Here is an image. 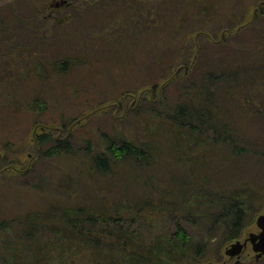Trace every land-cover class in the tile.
Segmentation results:
<instances>
[{
	"label": "rangeland",
	"instance_id": "obj_1",
	"mask_svg": "<svg viewBox=\"0 0 264 264\" xmlns=\"http://www.w3.org/2000/svg\"><path fill=\"white\" fill-rule=\"evenodd\" d=\"M39 1L55 8L38 9ZM128 2L17 1L26 21L5 33H32L18 48L33 57L31 67L17 64L0 47V223L55 220L87 207L81 216L113 217L102 224L106 232L138 235L131 253L95 249L99 264H264L248 240L264 214V0H130L126 10ZM135 4L153 7L150 29L134 31ZM198 88L217 91L214 103ZM193 98L215 115L188 119L182 106ZM220 126L243 148L235 158L214 132ZM43 131L68 148L46 152L51 140L36 141ZM122 142L145 152L109 153ZM99 154L110 157L104 171L93 164ZM225 182H243L251 194L237 254L225 251L236 240L219 210L216 189ZM50 231H35V239L73 236L63 227ZM137 239L152 245L147 258L136 254ZM19 243L9 245L31 256ZM7 252L0 228V256Z\"/></svg>",
	"mask_w": 264,
	"mask_h": 264
},
{
	"label": "trees",
	"instance_id": "obj_2",
	"mask_svg": "<svg viewBox=\"0 0 264 264\" xmlns=\"http://www.w3.org/2000/svg\"><path fill=\"white\" fill-rule=\"evenodd\" d=\"M17 1L18 0H15L11 3H6L2 5L0 4V34H2L3 32V40L0 42V47L3 46V52H6L9 57H13V60H17V64L22 62L27 64V66L30 65L31 67L30 59L33 57V55L31 57V53L21 51L18 48V45L19 43L21 45V38L33 37V34L31 33L30 36L28 34H19V32H16L15 30H10L9 33H5V28H8L11 24L15 25L17 22L20 21L23 24L24 21H26L22 20L21 14L17 10ZM57 3L62 6L61 1H58ZM37 6H39L38 9L44 8L46 10H52L55 8V2L53 4H45L44 2L39 1V3H37ZM128 8L132 9L130 8V0L125 5V9L128 10ZM153 11V7L146 8L144 6H137V4H135L136 15L134 14V17H137L139 21L134 22V31H137L138 33L141 30L144 31V29L151 28V25L147 18L155 16L153 15ZM142 12L146 13V15L142 14L146 17L145 19L139 18V15ZM39 18L45 19L44 16L40 17V14ZM83 21H86L91 25L96 23L88 18L87 20L85 19ZM33 22L34 20H31L26 27H34L35 22L34 24ZM118 22L121 26H119V30H122L124 28L123 19H120ZM158 24L159 22H157L154 26H157ZM45 34L48 35V31H46ZM92 35H96L95 31H92ZM61 45H64L65 47L68 46L67 43H63ZM67 58L68 57H65L64 60L66 61ZM55 63L57 65H60L59 61H56ZM35 66H37L38 68L42 66L45 67L44 57H41L40 61ZM61 67L63 68L64 66ZM199 90H201V95H206V97L200 95L204 98V100H208L211 103H214L215 98L218 94L217 91L204 92L206 90L205 88L204 90ZM196 105L197 104L194 102L193 98L187 102V105L182 106L184 111H187L188 119H197L200 123H203L207 122L209 120V117L215 115L214 107H208L206 105L196 107ZM180 108L179 110L181 111ZM214 132L217 135V138H219L220 135L221 137L223 136V138L220 139V143L229 152V158H235L242 152L241 150H243V148L238 147L234 143V136H232L231 134L233 131L231 132L230 130H226L224 126H220L219 128L215 129ZM48 139L51 140L52 144L47 148L46 152L56 151V149L62 146V144H66L65 142L57 141L58 139L56 138H52L50 134L45 131L39 133L36 136V141L40 146L43 145V143ZM218 141L219 139L217 140V142ZM67 145L68 143L65 145L66 148H68ZM110 148H112L109 150L110 154L120 157H132L134 155L142 156L143 152H145L142 148L136 146L134 143L131 142H122L116 148H114V146H110ZM108 157L109 156L107 154H105L104 156H101L100 154L94 155V166L97 169L104 171L108 167L107 165L109 163L110 158ZM18 173L20 174V172ZM236 184L237 183L234 184V182H225L224 185L219 186V189H216V194L220 198L219 210H221V214H227V223L229 224L227 229L228 239L238 238L241 229L245 225L244 223L251 218L250 212H252L250 205L251 203L249 201V199L251 198V194H249V190L245 189V187H247L246 184H244L243 182H238V184ZM204 195L205 193L202 192L200 196L203 197ZM238 195L240 198H236ZM243 195L245 197V200L244 198H242ZM242 200L244 201L242 202ZM75 208L76 209L73 210L71 214H68L66 211V216L63 215L62 213L64 212L61 211L60 213H58V215H56L58 216V219L55 220H37L36 218L34 220H22L18 217V220H15L14 222L3 221V223H0V228L3 229V246L5 247V249L8 250L6 254H3V257L0 256V264H99L100 259L95 255V249L107 246L114 247L115 249H117V251L122 254L131 253L130 241L133 238H138V235L134 233H129L133 236L129 235V237H125L126 235L122 236L119 234L120 232H106L105 229L102 228V224H104L110 218L112 219L113 217L108 218V215L104 216L105 214L103 215V213L99 216L95 212H90L87 215L81 216L80 213L87 209V207ZM135 213L136 211L134 212V215ZM217 213L218 209L213 212L214 219L219 217V214ZM197 214L199 213L195 212V215ZM209 217H212V214H210ZM61 227L71 232L73 236H63L61 235V232L58 231L57 240L51 238L48 235L46 236V239L41 241L35 239V237H37V235L34 233L35 231L42 232L43 229H48L51 230L50 232H52V229L60 230ZM55 233L57 235L56 231ZM83 240L86 241L85 245H83ZM137 240L138 252L136 254L147 258L144 254V251L146 249H149V247H151L152 245L145 246L139 239ZM10 241H14L15 244L20 242L19 244L21 246H23L24 248H29L32 252L31 256H27L24 252L18 251L16 249V245L10 246ZM133 245L134 244L132 243V246ZM73 247H78V250H75ZM134 249L135 248L132 247V250Z\"/></svg>",
	"mask_w": 264,
	"mask_h": 264
},
{
	"label": "water",
	"instance_id": "obj_3",
	"mask_svg": "<svg viewBox=\"0 0 264 264\" xmlns=\"http://www.w3.org/2000/svg\"><path fill=\"white\" fill-rule=\"evenodd\" d=\"M258 226L262 230L258 234H251V241H253V249L257 251V256L264 254V214H261L257 217L256 220ZM258 238L257 242H254ZM242 244L239 242L233 243L230 248L226 249V253L235 254L239 251Z\"/></svg>",
	"mask_w": 264,
	"mask_h": 264
},
{
	"label": "flooded vegetation",
	"instance_id": "obj_4",
	"mask_svg": "<svg viewBox=\"0 0 264 264\" xmlns=\"http://www.w3.org/2000/svg\"><path fill=\"white\" fill-rule=\"evenodd\" d=\"M260 228V227H259ZM261 229V228H260ZM251 234H257V233H252V232H250V234H249V237H248V240H249V242H250V244H251V246H252V249H253V241H251ZM257 240H258V238H256L255 239V241L254 242H257ZM231 246V245H230ZM242 248H243V244H242V246H241V248L239 249V251L237 252V253H239V252H241L242 251ZM228 249V248H227ZM226 251V250H225ZM259 258V256H257V254L255 255V260L256 259H258ZM253 261V262H257V261ZM237 264H239V262H237Z\"/></svg>",
	"mask_w": 264,
	"mask_h": 264
}]
</instances>
